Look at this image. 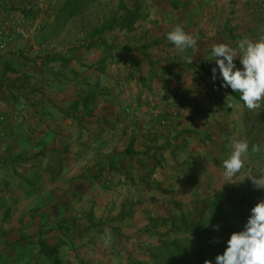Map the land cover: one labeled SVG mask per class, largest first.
<instances>
[{"label":"crops","instance_id":"0c3cea01","mask_svg":"<svg viewBox=\"0 0 264 264\" xmlns=\"http://www.w3.org/2000/svg\"><path fill=\"white\" fill-rule=\"evenodd\" d=\"M52 6L36 44L0 49V264H135L139 243L173 239L154 224L163 208L187 213L208 194L255 189L264 104L250 112L219 71L213 81L211 49L264 38V0ZM177 25L197 38L182 54L167 40ZM233 136L249 153L224 184Z\"/></svg>","mask_w":264,"mask_h":264},{"label":"clouds","instance_id":"9594fccd","mask_svg":"<svg viewBox=\"0 0 264 264\" xmlns=\"http://www.w3.org/2000/svg\"><path fill=\"white\" fill-rule=\"evenodd\" d=\"M167 40L173 44L178 54L197 46V38L187 34L180 25L167 33ZM213 60L218 66L212 69V79H217V71L222 78V87L231 88L239 93L243 106L250 112H259L264 104V38L253 41L244 38L238 42V51L227 44H214L211 49ZM239 59L243 70L236 67L234 61ZM186 63L192 64L193 57L183 56ZM228 108H233L232 95L226 96ZM231 153L222 163L224 184L232 183L234 177L241 173L248 158L249 143L233 136L230 139ZM260 146L253 145L252 153L259 152ZM256 190H264V167L258 174H247ZM223 184V185H224ZM217 230L219 226H216ZM105 241L110 237H105ZM216 264H264V201L251 209V215L244 225V230L235 232L227 242L222 255L215 258ZM204 264H212L206 260Z\"/></svg>","mask_w":264,"mask_h":264},{"label":"rangeland","instance_id":"374dc122","mask_svg":"<svg viewBox=\"0 0 264 264\" xmlns=\"http://www.w3.org/2000/svg\"><path fill=\"white\" fill-rule=\"evenodd\" d=\"M65 1L66 0H64V2ZM53 2L50 4L47 13L44 14L41 19L43 31L54 18L52 8ZM12 3V9L16 10L19 8L20 0H12ZM245 188H247V186L244 187L241 185L240 187L236 186L228 190H222L218 197L215 198L216 195L214 194L213 199L211 198V194H208L204 201V207H199L197 204L192 209L188 208L187 213L180 208L176 210L166 209V207L163 208L166 212V218L163 219L165 222L154 224L157 228L163 227V233H166L171 226L170 232L174 235L173 239L168 238L166 234H161L151 239L146 244H144V242L139 243V253L135 256V264H204L206 260H210L212 264H214L210 253L203 248L199 250V257H195L193 248L196 246V241L192 240L194 236L192 232L207 227L217 211L238 203L242 195L246 192L244 190ZM261 201H264V193L257 198L255 202L256 205ZM250 215L251 213L247 214V217L249 218ZM173 230L177 231V233L173 232ZM182 231L185 233H180ZM195 260L199 262L196 263Z\"/></svg>","mask_w":264,"mask_h":264},{"label":"trees","instance_id":"16d2710c","mask_svg":"<svg viewBox=\"0 0 264 264\" xmlns=\"http://www.w3.org/2000/svg\"><path fill=\"white\" fill-rule=\"evenodd\" d=\"M100 33H102V31L95 34L98 36ZM244 190L246 192L242 195L238 203L217 211L207 227L192 232L194 233L192 240L196 241V246L193 248L196 258L199 257L200 248H203L210 253L214 264H216L215 258L224 253L231 235L235 232L244 230V225L249 219L247 214L251 213V209L256 206L255 202L257 198L261 196L263 192L250 187ZM216 226H219L218 230ZM180 233L185 232L182 231ZM171 234L172 233H168V235ZM195 262L198 263L199 261L195 260Z\"/></svg>","mask_w":264,"mask_h":264},{"label":"built area","instance_id":"2783aa9c","mask_svg":"<svg viewBox=\"0 0 264 264\" xmlns=\"http://www.w3.org/2000/svg\"><path fill=\"white\" fill-rule=\"evenodd\" d=\"M53 1L20 0V6L15 10L12 0H0V49L5 50L21 41L36 44V38L43 32L41 19ZM166 124V121L160 122V126Z\"/></svg>","mask_w":264,"mask_h":264}]
</instances>
